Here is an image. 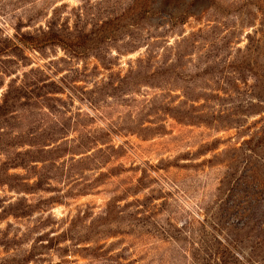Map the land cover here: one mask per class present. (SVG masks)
Segmentation results:
<instances>
[{"label":"rangeland","instance_id":"obj_1","mask_svg":"<svg viewBox=\"0 0 264 264\" xmlns=\"http://www.w3.org/2000/svg\"><path fill=\"white\" fill-rule=\"evenodd\" d=\"M51 19L85 49L0 55V264H169L153 222L264 254V0H0V45Z\"/></svg>","mask_w":264,"mask_h":264},{"label":"trees","instance_id":"obj_2","mask_svg":"<svg viewBox=\"0 0 264 264\" xmlns=\"http://www.w3.org/2000/svg\"><path fill=\"white\" fill-rule=\"evenodd\" d=\"M161 11L156 12L154 8L149 12L150 17L147 20L159 16ZM187 15H184L175 22L177 24H182L183 20ZM249 40L252 38L249 36ZM50 48H61L65 51L71 50L73 54H79L78 50L82 51L85 48L79 45L76 42V37L71 32H66L61 29L57 24L56 19H51L46 26V29L40 28L34 34L27 33L23 34L17 30V33L12 41L9 44L0 45V55L11 54L16 59L25 58V50L31 52H41ZM247 52H251V47L248 45L246 48ZM14 85L9 86L5 92L2 99H0V120L4 119L9 113L18 110L27 105L26 102H22L23 99L31 100L33 94L28 93L24 90H18L14 88ZM22 93V95H21ZM24 100V101H25ZM176 120H179L178 118ZM190 120V119H189ZM187 120V121H189ZM180 121V120H179ZM20 140V137L17 138ZM39 139H31L28 141L31 148H36V143ZM7 141V139H6ZM24 144L23 142L16 143ZM25 145V144H24ZM23 145V146H24ZM11 155H7V162L4 164L2 170H0V180L5 178L6 180L17 179V175L10 176V169H26L31 161H29V156L32 155V151L28 150L23 153L13 154L10 151ZM4 181H0V184H3ZM17 188L23 190L22 186L17 185ZM134 228L139 229L140 231L147 232V228H155L162 238L168 239L169 242L174 246L175 255L170 256L169 264H246L242 263L236 258V242L241 243L239 236L233 237L232 243L229 246L223 245L217 239L214 238L215 244L210 247L208 245H203L201 242H196L197 236H194L193 233L188 231V228L177 229L172 225H169L168 228H163L156 223H151L149 227H143L130 223ZM158 225V226H157ZM139 233H142L140 232ZM234 231V230H233ZM238 234V233H237ZM67 235V234H66ZM63 237V236H62ZM241 238V235H240ZM198 246V247H197ZM85 251L89 254V258L97 264H107V262H114L117 260V256H112L108 253V248L105 244L97 246L96 248H87ZM257 260L264 264V254H258L253 252L251 259L247 260L248 264H259Z\"/></svg>","mask_w":264,"mask_h":264}]
</instances>
